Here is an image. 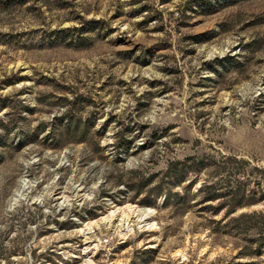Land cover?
<instances>
[{
  "label": "rangeland",
  "instance_id": "obj_1",
  "mask_svg": "<svg viewBox=\"0 0 264 264\" xmlns=\"http://www.w3.org/2000/svg\"><path fill=\"white\" fill-rule=\"evenodd\" d=\"M257 183L264 0H0V264H264Z\"/></svg>",
  "mask_w": 264,
  "mask_h": 264
},
{
  "label": "trees",
  "instance_id": "obj_2",
  "mask_svg": "<svg viewBox=\"0 0 264 264\" xmlns=\"http://www.w3.org/2000/svg\"><path fill=\"white\" fill-rule=\"evenodd\" d=\"M193 160L192 157H187L184 158L183 160H175V161H170L167 164L166 170H165V177L167 179L168 184L166 185H161L159 186L156 194L163 195V202L162 206H167L168 201L171 197V186L177 183H181L187 173H189L191 170H193V166H191L190 162ZM259 172H263V170L258 169ZM257 187H259L258 193V199L259 200H264V188H261V184L257 183ZM233 209H236V206H234ZM232 211V210H231ZM262 243L264 245V238H262Z\"/></svg>",
  "mask_w": 264,
  "mask_h": 264
},
{
  "label": "bare ground",
  "instance_id": "obj_3",
  "mask_svg": "<svg viewBox=\"0 0 264 264\" xmlns=\"http://www.w3.org/2000/svg\"><path fill=\"white\" fill-rule=\"evenodd\" d=\"M21 188H24V183H23ZM132 210L133 211H138V213L141 216V222L144 223L145 225L148 224V223H152V220H153V217H154V212L152 211V209L146 208V209H143V210H137V209L132 208ZM90 253H91L90 250L86 251L85 257L89 258L91 256Z\"/></svg>",
  "mask_w": 264,
  "mask_h": 264
}]
</instances>
